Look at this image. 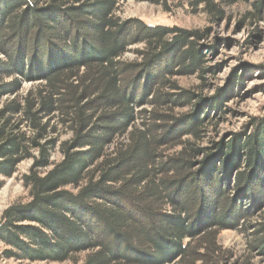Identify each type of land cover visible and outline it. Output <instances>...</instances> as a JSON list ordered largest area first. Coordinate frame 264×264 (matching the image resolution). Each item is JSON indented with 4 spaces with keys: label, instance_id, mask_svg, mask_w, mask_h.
Masks as SVG:
<instances>
[{
    "label": "trees",
    "instance_id": "trees-1",
    "mask_svg": "<svg viewBox=\"0 0 264 264\" xmlns=\"http://www.w3.org/2000/svg\"><path fill=\"white\" fill-rule=\"evenodd\" d=\"M41 1L0 0V45L7 55L19 37L23 42L54 38L67 43L71 33L58 18L64 0H52L56 10L40 8ZM118 1L91 0L82 8L63 12L65 20L88 32V47L69 38L65 46L69 55L41 67L35 66L34 59L22 57H10L0 66V76L19 74L23 79L45 82L35 94L0 107V177L11 178L21 163L33 162L24 176L31 201L11 205L0 222V240L17 251H6V257L62 262L74 253L89 251L84 264H185L190 253L186 238L215 227L233 229L246 216L242 207L235 213L226 212L224 189L207 178L205 171L201 177L192 173L175 181L156 180L162 170H191L194 164L177 160L158 164L154 146L162 142L149 136L152 128L129 148L106 157L108 145L136 121L135 109L143 101L137 90L127 89L123 79L125 71L135 65L118 60L129 44L124 25L114 20ZM250 1L195 0V5L203 4L213 19L222 21L224 6ZM263 6L255 5L249 17H259ZM144 33L150 47L146 56L153 65L170 55L165 66H160L159 78L173 73L174 63L181 64L183 74L199 70L206 74L204 53L191 40H201L205 33L167 27H145ZM82 70L86 72L80 75ZM235 78L236 85L243 84L238 75ZM19 87V79L0 84V101ZM221 96L211 101L217 108ZM58 112L74 131L73 138L61 144L54 136L56 128L46 120ZM202 122L193 119L188 129L198 134ZM252 125L253 132L221 148L214 144L210 149H192L194 155H206L203 163L209 172H217V162L236 171L245 167L236 182L243 194L250 190L248 182L263 179L260 184H264V119H254ZM56 150L62 157L58 162L52 160ZM42 171L46 173L42 175ZM3 185L0 180V190ZM207 206L209 211L203 216ZM258 246L264 251V238Z\"/></svg>",
    "mask_w": 264,
    "mask_h": 264
},
{
    "label": "rangeland",
    "instance_id": "rangeland-1",
    "mask_svg": "<svg viewBox=\"0 0 264 264\" xmlns=\"http://www.w3.org/2000/svg\"><path fill=\"white\" fill-rule=\"evenodd\" d=\"M89 1L91 0H64L60 5L62 10L60 9L58 18L66 23L71 33L66 39L67 43L54 38L49 42L38 38L23 42L19 37L11 44L10 55L2 51L0 45V66L10 57L16 60L22 57L25 61L27 58L34 59L35 66L41 67L50 60L69 55L65 48L69 45V38L75 37L80 45L88 47V32L81 25L77 26L72 21L65 20L63 12L71 7L82 8ZM219 2L221 0H216V3ZM263 3L264 0H252L224 6L225 17L222 21L213 19L204 10L203 4L195 5V0H119L113 12L114 20L124 25V35L129 41L125 54L118 60L124 65H135V69L125 71L123 79L127 89L130 92L137 90V94L142 95L140 100L143 101L135 109L138 113L136 121L124 135L116 137L108 145L106 157H114L129 148L136 138L152 128L149 136L162 142L154 146L158 154V164L170 160L194 164L191 170H162L156 174V180L175 181L192 173L199 177L205 171L207 178L216 181L215 184L224 189L222 201L225 202L226 212L235 213L241 207L247 212L233 229L218 230L215 227L194 238H186L184 243L190 247V253L185 264H264V251L258 246L259 240L264 238V184H260L263 179L248 182L250 190L243 194L244 189L238 190L236 182L245 167L236 171L229 167L224 168L223 163L217 162V172H209L206 162L203 163L206 155L197 156L192 152L193 148L210 149L214 144L221 148L239 136L253 132L254 119H264V6L259 17H249L250 13L255 12L254 6L264 5ZM52 4V0H43L38 6L56 10L51 7ZM56 26L62 30L59 23ZM143 27L179 28L205 33L203 39L191 40L197 42L204 53L203 68L207 69L206 74L200 70L183 74L181 64L174 63L173 73L159 78L160 66H165L170 55H166L161 64L153 65L148 60L146 52L150 47L145 40ZM172 59H176V56L173 55ZM83 72L86 71L82 70L80 75ZM237 75L242 80V85L235 84ZM17 79L20 80L19 90L5 95L0 101V107L15 98L24 99L31 93L35 94L45 86L43 81L23 79L19 74L0 76V84L12 83ZM220 95L222 104L217 108L211 101ZM62 118L59 112L46 118L56 128L54 136L58 138L59 144L74 136L70 124L63 123ZM193 119L203 121L199 125L198 134L188 129V123ZM215 153H218V149ZM61 158L56 150L52 160L58 162ZM227 160L229 163L230 159ZM32 164V161H25L11 178L0 177L4 181L0 190V222L11 205L27 204L31 201L30 191L24 184V176L29 173ZM41 173L44 175L46 171ZM68 190L75 194L78 192L76 188ZM205 208L202 210L203 216H207L210 207ZM164 210L170 212L171 209L166 207ZM9 250L17 252L0 240L1 264H84L91 253H74L69 260L55 262L9 258L5 254Z\"/></svg>",
    "mask_w": 264,
    "mask_h": 264
}]
</instances>
